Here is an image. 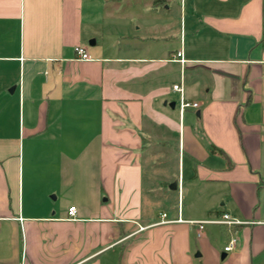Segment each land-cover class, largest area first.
<instances>
[{
    "label": "crops",
    "instance_id": "0c3cea01",
    "mask_svg": "<svg viewBox=\"0 0 264 264\" xmlns=\"http://www.w3.org/2000/svg\"><path fill=\"white\" fill-rule=\"evenodd\" d=\"M0 264H264V0H0Z\"/></svg>",
    "mask_w": 264,
    "mask_h": 264
},
{
    "label": "built area",
    "instance_id": "2783aa9c",
    "mask_svg": "<svg viewBox=\"0 0 264 264\" xmlns=\"http://www.w3.org/2000/svg\"><path fill=\"white\" fill-rule=\"evenodd\" d=\"M182 2H184V0H182ZM75 52L77 55V57H76L77 60L89 61L92 59L91 56L87 53L86 49H84L83 47H77L75 49ZM176 57H177V62H179L183 66L186 64L187 60L185 59L183 48L177 53ZM173 89L175 91L179 92V94H180L179 106H180L181 115H183L184 112L189 108H196L197 109L199 107L198 103L187 101V99L185 97V90L181 84L174 85ZM76 213H77L76 207H71L68 211V218L71 220H74ZM166 218H167V214H163L162 215L163 220L160 223L164 224V223L175 222V221H171V220L166 221ZM178 221H182V219L179 218ZM191 223L198 225L200 230H203L205 225H209V224L223 225V226H229V227L243 224V222L236 220L230 214H226V213L223 214L221 216V218H219L218 220L204 221V222H191ZM237 243H238L237 238L232 237L229 241L228 246L225 248V252H231L232 250H234Z\"/></svg>",
    "mask_w": 264,
    "mask_h": 264
},
{
    "label": "rangeland",
    "instance_id": "374dc122",
    "mask_svg": "<svg viewBox=\"0 0 264 264\" xmlns=\"http://www.w3.org/2000/svg\"><path fill=\"white\" fill-rule=\"evenodd\" d=\"M180 110V106H179V104L177 105V107H176V116H177V118H176V120H177V122H178V120H179V115H178V111ZM185 122L187 123L188 122V116L187 115H185Z\"/></svg>",
    "mask_w": 264,
    "mask_h": 264
},
{
    "label": "water",
    "instance_id": "95a60500",
    "mask_svg": "<svg viewBox=\"0 0 264 264\" xmlns=\"http://www.w3.org/2000/svg\"><path fill=\"white\" fill-rule=\"evenodd\" d=\"M14 90V88H12L11 90H10V92H12ZM173 105V104H172ZM176 187H177V182H174V184L170 187L171 189H176Z\"/></svg>",
    "mask_w": 264,
    "mask_h": 264
}]
</instances>
